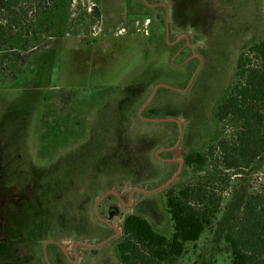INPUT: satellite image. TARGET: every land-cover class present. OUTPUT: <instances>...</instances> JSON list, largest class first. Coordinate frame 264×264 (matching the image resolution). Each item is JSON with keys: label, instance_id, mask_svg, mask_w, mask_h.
Here are the masks:
<instances>
[{"label": "rangeland", "instance_id": "1", "mask_svg": "<svg viewBox=\"0 0 264 264\" xmlns=\"http://www.w3.org/2000/svg\"><path fill=\"white\" fill-rule=\"evenodd\" d=\"M126 1L115 34L73 24L18 81L0 77V264H120L125 218L170 238L166 192L187 182L221 208L175 264H232L225 235L264 194V152L227 170L216 148L199 173L183 159L216 137L235 144L240 122L217 123L213 110L238 83L242 47L264 40V0Z\"/></svg>", "mask_w": 264, "mask_h": 264}, {"label": "trees", "instance_id": "2", "mask_svg": "<svg viewBox=\"0 0 264 264\" xmlns=\"http://www.w3.org/2000/svg\"><path fill=\"white\" fill-rule=\"evenodd\" d=\"M71 7L72 0H0V77L8 70L18 81L28 72L24 68L30 58L65 39ZM252 58L264 64V40L242 47L234 74L238 83L229 86L213 110L217 123L229 117L240 122L235 144L216 137L203 149L188 153L183 159L185 168L203 172L216 148L227 170L249 168L264 152V113L252 105L264 103V69L255 67ZM48 142L53 147L58 144ZM206 188L192 182L171 184L166 192L173 223L170 238L157 233L142 216H127L116 247L120 264H175L187 245H195L220 213L221 198ZM225 242L232 264H264V194L247 198L230 224Z\"/></svg>", "mask_w": 264, "mask_h": 264}, {"label": "crops", "instance_id": "3", "mask_svg": "<svg viewBox=\"0 0 264 264\" xmlns=\"http://www.w3.org/2000/svg\"><path fill=\"white\" fill-rule=\"evenodd\" d=\"M92 8L98 9L100 18L91 14ZM126 10H128L126 0H72L67 36L70 35L73 24L79 32L90 26L97 27L98 24H102L107 33L115 34L124 25L125 17H128Z\"/></svg>", "mask_w": 264, "mask_h": 264}, {"label": "flooded vegetation", "instance_id": "4", "mask_svg": "<svg viewBox=\"0 0 264 264\" xmlns=\"http://www.w3.org/2000/svg\"><path fill=\"white\" fill-rule=\"evenodd\" d=\"M150 7H153V8H159L160 6H159V5H150ZM164 8L166 9L167 14L169 15V9H168V7L165 5ZM166 34H167V37H168V36H169V28H168V24H167V27H166Z\"/></svg>", "mask_w": 264, "mask_h": 264}]
</instances>
